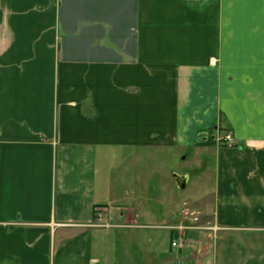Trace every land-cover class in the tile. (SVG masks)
I'll return each instance as SVG.
<instances>
[{"label": "crops", "instance_id": "1", "mask_svg": "<svg viewBox=\"0 0 264 264\" xmlns=\"http://www.w3.org/2000/svg\"><path fill=\"white\" fill-rule=\"evenodd\" d=\"M185 152L264 231V0H0V264H130Z\"/></svg>", "mask_w": 264, "mask_h": 264}, {"label": "rangeland", "instance_id": "2", "mask_svg": "<svg viewBox=\"0 0 264 264\" xmlns=\"http://www.w3.org/2000/svg\"><path fill=\"white\" fill-rule=\"evenodd\" d=\"M184 155L187 153L185 152ZM193 160L188 155L185 159L169 157L166 160L160 158L152 160V166L163 167V170L167 162L166 166L169 171L161 174L162 187L152 190L147 198L151 200L150 209L156 217L140 222L166 225L165 228L152 226L135 229L136 234L126 240L127 242L133 241L130 242V264H148L150 259L152 264L163 263V250L169 247L173 235H170V238L168 230L170 228L167 226L180 220L184 207L199 210L201 212L200 221L194 225L197 228L188 231L184 248L172 249L170 246L174 257L169 259L168 264H264V231L248 232L225 229L215 222L209 207V212H207L201 204L203 201L195 200L196 196L202 195L204 190L210 187L212 181L198 178L199 175L192 167ZM163 162L165 163L163 164ZM182 172L190 173V181L187 187L179 189L174 173ZM154 187L155 184H153ZM206 201H211L210 194L206 196ZM172 214H175L176 217H173L175 215ZM215 225H218L219 228H216ZM112 230L118 231V228H112ZM115 233L117 235L119 232ZM148 236L153 243H149Z\"/></svg>", "mask_w": 264, "mask_h": 264}, {"label": "built area", "instance_id": "3", "mask_svg": "<svg viewBox=\"0 0 264 264\" xmlns=\"http://www.w3.org/2000/svg\"><path fill=\"white\" fill-rule=\"evenodd\" d=\"M223 141H225L228 144L234 143V137L230 131L226 132L225 136L223 137ZM200 217H201L200 211L191 210V209L185 207L181 211L180 221L176 224L167 226L170 229H173L175 231V235L171 240V246L173 249H180V248H184L186 246L187 233L190 229L197 228V227H194V225H195V223L200 221ZM95 224L96 225H107V226L110 225L109 223L102 222V214L101 213H99L98 220ZM215 226H216V228H219L218 225H215ZM198 228H200V227H198ZM211 228H213V227H211Z\"/></svg>", "mask_w": 264, "mask_h": 264}, {"label": "water", "instance_id": "4", "mask_svg": "<svg viewBox=\"0 0 264 264\" xmlns=\"http://www.w3.org/2000/svg\"><path fill=\"white\" fill-rule=\"evenodd\" d=\"M174 177L176 179L177 186L179 189H184L187 186L189 174L174 173Z\"/></svg>", "mask_w": 264, "mask_h": 264}]
</instances>
